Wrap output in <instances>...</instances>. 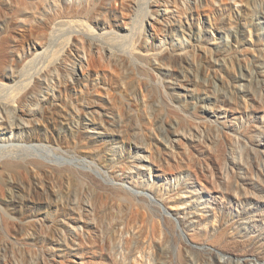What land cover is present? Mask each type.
Returning a JSON list of instances; mask_svg holds the SVG:
<instances>
[{
  "label": "rangeland",
  "instance_id": "rangeland-1",
  "mask_svg": "<svg viewBox=\"0 0 264 264\" xmlns=\"http://www.w3.org/2000/svg\"><path fill=\"white\" fill-rule=\"evenodd\" d=\"M47 1L0 0V159L98 183L0 169V264H264V0Z\"/></svg>",
  "mask_w": 264,
  "mask_h": 264
},
{
  "label": "bare ground",
  "instance_id": "bare-ground-1",
  "mask_svg": "<svg viewBox=\"0 0 264 264\" xmlns=\"http://www.w3.org/2000/svg\"><path fill=\"white\" fill-rule=\"evenodd\" d=\"M46 1L47 0H18L17 9L23 15L24 14H29V11H32V13H33V11H35L36 9H37V11H38V9H40V10L44 9L45 5H48V4H46ZM171 1L173 3V0H171ZM73 3H74V0H73ZM75 3H77V1H75ZM174 3H175V0H174ZM63 6H65V4H63ZM46 7H48V6H46ZM33 8H35V9L33 10ZM65 8L66 7H64L63 9L65 10ZM67 8L72 9L73 5H69ZM40 10H39V12H40ZM37 11H35L36 12L35 14H37ZM66 14H71V12L67 11ZM72 17H77V16H72ZM87 36H88V33H87ZM104 52L106 53V55L110 54V51L107 50V49H105ZM155 59L157 61H159V63H163V64H167V65H171V66H177L178 64L181 63V61H183L182 58L167 56L166 53H164V52L158 53V56ZM217 60H218V58H215V61H217ZM7 81L9 83V82L14 81V80H13V78L11 76H8V75L0 76V88H3L4 86H7V84H6ZM40 85H41V82L39 80L36 81L35 87L32 88V89L30 88L31 90L28 91V93L25 95L23 100L26 99L31 92H34L35 90H37V87L40 86ZM154 92L152 93V95H153L152 97L155 96ZM16 99H18V98L16 97ZM10 101L11 102H16L14 98H12ZM126 125H127L128 129H131L132 126H133V123L129 120L126 123ZM58 143L60 144L61 140H59ZM25 156H23L24 158H22V156H20L21 158L16 159L17 157L15 155V156H13V158H6V159H3V160L0 159V169L5 170V171H12L15 168H17V169H25L26 171H28V167H34V168H38V169H52L53 171H55L54 174H55V176H56V178H57V180L59 182L61 190L64 189V191H65V189L68 188L70 198L72 196L76 197L79 194V192H82L81 191V187H80L81 180H85L88 183V185L91 186V187L93 186V184L96 185L98 183V181H96L94 179L92 171H90V170L83 172L82 169H81L79 171V169L76 166H70V167L62 166V167L56 168V167H53L51 165V162L48 161V160H47L48 161L47 162L44 159L41 160V159H37V158H31V157L29 158V155H28V158H26ZM48 181H50V180H47V182ZM110 188L112 190H114V191H117V192L119 191V190H117L119 188H116V189H115V187H110ZM105 190H109V191H111L113 193V191L108 189V188H106ZM46 192L48 193V191H46ZM64 206H65L64 204H58V207H64Z\"/></svg>",
  "mask_w": 264,
  "mask_h": 264
}]
</instances>
